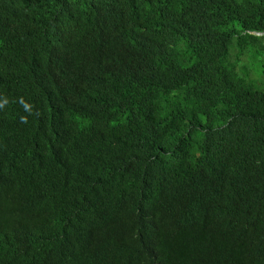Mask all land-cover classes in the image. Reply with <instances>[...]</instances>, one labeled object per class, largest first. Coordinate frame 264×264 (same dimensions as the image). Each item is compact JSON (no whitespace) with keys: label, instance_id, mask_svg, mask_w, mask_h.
Here are the masks:
<instances>
[{"label":"trees","instance_id":"16d2710c","mask_svg":"<svg viewBox=\"0 0 264 264\" xmlns=\"http://www.w3.org/2000/svg\"><path fill=\"white\" fill-rule=\"evenodd\" d=\"M0 264H264V0H0Z\"/></svg>","mask_w":264,"mask_h":264},{"label":"water","instance_id":"95a60500","mask_svg":"<svg viewBox=\"0 0 264 264\" xmlns=\"http://www.w3.org/2000/svg\"><path fill=\"white\" fill-rule=\"evenodd\" d=\"M256 34H260L259 32H256Z\"/></svg>","mask_w":264,"mask_h":264}]
</instances>
